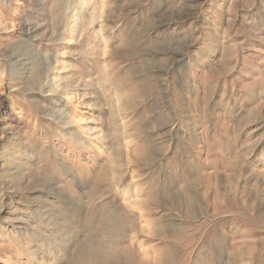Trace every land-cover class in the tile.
Segmentation results:
<instances>
[{"label":"rangeland","instance_id":"1","mask_svg":"<svg viewBox=\"0 0 264 264\" xmlns=\"http://www.w3.org/2000/svg\"><path fill=\"white\" fill-rule=\"evenodd\" d=\"M0 196V264H264V0H0Z\"/></svg>","mask_w":264,"mask_h":264},{"label":"bare ground","instance_id":"2","mask_svg":"<svg viewBox=\"0 0 264 264\" xmlns=\"http://www.w3.org/2000/svg\"><path fill=\"white\" fill-rule=\"evenodd\" d=\"M34 32H35V30L32 29L31 33H34ZM55 63L57 65V67H58V68H56L58 70V73L56 75H54V78L52 80V86L55 87L56 90H59L61 88L60 85L62 84V83L61 84H57V82H56L57 80L61 79L59 72H61V70H65L67 67H66V64L63 61H60V59H57ZM12 65H14V67H13V70L10 72V74H13V73H17L18 74L19 70L21 69V64L13 61ZM63 82L65 83V81H63ZM80 89L81 88L78 87L75 83H73V84L72 83H66L65 84L63 92L65 93V97L67 98V105H69L71 103V101L74 100V99L75 100H79L80 99V101L84 100V94L81 93L82 90H80ZM83 103H81V104H83ZM67 105H66V107H67ZM90 106H91L90 108H92V109L95 108V105H90ZM64 111H65V109L63 108L62 112H64ZM77 111H78V109H77ZM81 113L85 114L84 111H81ZM58 119H60L61 122L63 123L64 130H66L67 127H68L67 132L68 133L72 132L71 129L73 127L71 126L70 122L68 121V116L66 115V113L63 114L62 117L59 116ZM75 120L76 121H75L74 128L76 129L77 132L80 133V135H78V133H76V136H78V137L82 136L83 139H85V141H83L85 143V145H89V143L90 144H94L92 141H94V140L96 141L97 140L98 141L97 147H99V149H102L100 147V146L103 145V141L101 140L102 132H99L96 127L90 125L91 117H85V118L80 117V118H76ZM61 122H60V124H61ZM15 168L20 169V167L18 165H17V167L15 166ZM13 177H14V179L9 182V189H11V190H13L15 192H18V190L20 189V187H21V185L23 183L22 182L23 179H22V176H21L19 171H16L14 173ZM0 199H1V196H0ZM41 205H43V204L41 203ZM35 210H37V213H39V211L41 210L40 206L38 205L37 209H35Z\"/></svg>","mask_w":264,"mask_h":264}]
</instances>
